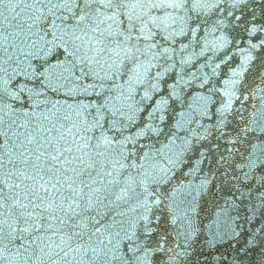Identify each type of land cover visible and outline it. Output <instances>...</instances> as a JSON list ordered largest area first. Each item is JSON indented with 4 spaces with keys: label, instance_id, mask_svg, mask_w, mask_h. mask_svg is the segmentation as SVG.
I'll return each instance as SVG.
<instances>
[{
    "label": "snow or ice",
    "instance_id": "snow-or-ice-1",
    "mask_svg": "<svg viewBox=\"0 0 264 264\" xmlns=\"http://www.w3.org/2000/svg\"><path fill=\"white\" fill-rule=\"evenodd\" d=\"M0 264H264V0H0Z\"/></svg>",
    "mask_w": 264,
    "mask_h": 264
}]
</instances>
